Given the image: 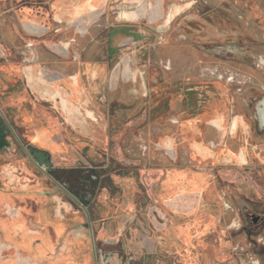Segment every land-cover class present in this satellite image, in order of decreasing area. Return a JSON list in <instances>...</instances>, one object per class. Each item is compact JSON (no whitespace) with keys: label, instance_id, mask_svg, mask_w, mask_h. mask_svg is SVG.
<instances>
[{"label":"rangeland","instance_id":"rangeland-1","mask_svg":"<svg viewBox=\"0 0 264 264\" xmlns=\"http://www.w3.org/2000/svg\"><path fill=\"white\" fill-rule=\"evenodd\" d=\"M147 1L0 0V65L20 70L31 63L33 49H37L41 52L40 65L52 70L65 69L66 75H70V64L74 62L72 56L58 50L53 55V51L47 48L69 43L72 55L83 53L82 62L98 60L97 55L103 52L102 40L104 42L108 38L103 32L105 27L117 25V20L138 19L137 23H131L140 34L135 41H130L131 36L123 33L112 36L115 43L122 46L109 66L105 82L110 86L114 84L112 80L124 78L123 105L116 108L117 97L108 95L105 112L99 106L103 113L97 116L110 126L107 132L104 129L100 146L91 145L87 155L106 154V168L111 172L125 168L136 169L142 176L148 173L151 177L148 181H152L151 194L164 202L170 195L162 189L169 182L171 173L185 172L190 176H199L203 186L198 188L199 191L189 189L185 192L184 203L190 209V215L199 219L209 216L215 219L209 236L217 239L219 253L205 264H252L258 259L264 264V225L257 232L248 230L253 223L250 218L260 212V205L252 206L235 182L236 178L244 181L245 171H248L249 175L258 176V182L264 188V152L259 149L254 155L258 158L255 161L249 157L221 162H214L208 157L196 158L192 154L195 148L191 144V136L186 137L187 132L180 129L177 120L171 123V120L152 119L148 98L143 96L148 94L149 78L153 79L151 85L160 81L182 80L205 92L214 91L219 84L224 87L230 117H238L245 125L246 116L250 115L247 108L249 98L256 92L264 93V0ZM145 2L154 8L155 15L147 16L141 11L140 15L131 17L132 12L144 10ZM104 5H107L106 8H103ZM109 13L111 19L106 21V14ZM75 15L79 18H72ZM54 19L60 23L54 22ZM31 23H36L45 31H29L27 24ZM31 43L34 47L27 46ZM169 62L172 69L167 71L164 65ZM16 85L12 83L11 89ZM15 90L12 91L16 93ZM40 108L43 109L42 106ZM77 114L80 115L79 112ZM7 115H10L9 112ZM0 117L4 120L1 113ZM113 122L124 123V129L115 133ZM31 133L20 128L9 130V146L0 149V192L13 198L11 207L4 204V210L0 212V264H79L89 257L88 264H96L90 230L87 231L84 225H76L80 215L76 207L40 169L29 168V177H25L28 158L18 137L25 143L32 142L36 148L55 154L58 166H82L87 162L83 151L65 139V149L71 153L55 152L50 146L34 142ZM76 133L75 139L88 137L81 131ZM228 138L225 135L218 147L237 152L238 138L232 141ZM214 139L212 136L206 140L201 137L207 143L214 142ZM167 141L172 142L173 158L162 147ZM61 154L67 156L61 157ZM79 158L84 161L80 162ZM87 164L90 165L89 162ZM23 181L27 185H22ZM24 190L29 191L27 198L21 195ZM36 190L51 201L50 205L56 207L59 215L63 214L59 217L65 223V229L57 232L53 224L45 226L36 218L43 206L41 202L36 204ZM182 193L175 192L171 196L177 198ZM2 198L4 196L0 195ZM21 211L27 213L23 216L27 222L23 228L1 224L2 218H17ZM146 212V206L140 210L143 219L147 217ZM21 230L28 234L27 240L32 242L30 252L24 253L19 246L24 238ZM8 232L13 233L12 238L5 235ZM43 233H47L50 243L46 238L42 241ZM72 237L83 243L78 255L80 259L76 263L72 259L76 246L71 247L67 243ZM10 250L14 251L12 255Z\"/></svg>","mask_w":264,"mask_h":264},{"label":"flooded vegetation","instance_id":"flooded-vegetation-1","mask_svg":"<svg viewBox=\"0 0 264 264\" xmlns=\"http://www.w3.org/2000/svg\"><path fill=\"white\" fill-rule=\"evenodd\" d=\"M149 1L151 0L147 2ZM106 6L104 5L103 8ZM143 7L144 10H136L130 16L136 17L140 15L141 11L147 16L155 15L154 8H151L148 3L145 2ZM161 7H163L162 3ZM106 15H108L106 21H110L111 14ZM72 18H79V16L75 15ZM53 21L60 23L57 19ZM137 22L136 18L117 20V25L111 24L103 30L107 33L105 35H108L104 42L102 40L103 52L97 55L98 60L85 61L91 64L92 73L98 71L95 76L90 75L87 78L88 87L93 90L92 100L87 104H84L85 100L79 93L83 85V78L79 74L82 72L81 65L78 67L77 76L72 75L69 78L72 92H69L67 98L62 97L69 102V106L55 93L47 98H41L25 89L24 83H27L28 66L41 64L39 63L41 52L39 53L37 49H33L31 63L26 64L20 70L0 65V113L4 115V120L0 117V149L9 146L8 131H15L18 128L29 130L32 132L31 137L34 142L50 146L55 152L61 150L71 153L65 149L67 145L65 139L81 148L87 161L82 166H58L55 164L57 159L54 156L56 155L47 150L44 151L48 153V156L40 157L42 163H39L32 155L33 148H36L33 143H25L18 137L28 158L27 167L24 168L25 177L27 179L29 177V168L40 169L43 175L51 179L67 196L71 205L76 207V210L80 212L76 225H84L87 231L90 230L96 264H205L219 253L217 239L214 240L215 238L209 236L214 229L215 219L212 216L199 219L197 216L190 215V209L184 203L186 202L185 192L189 189L199 191L198 188L203 186L199 176H190L185 172L171 173L169 182L162 189L170 195L169 199L164 202L151 194L152 181H148L150 177L148 173L145 172L142 176L136 169L125 168L111 172L106 168L105 163L108 159L106 154L95 157L87 155V152L91 150V145L98 144L100 146V142H103V131L105 129L107 132L108 126H110L107 121L103 122L97 116L103 113L102 110L105 112V108L108 106V95L117 97L116 108H121L123 105L121 100L125 93L124 78L112 80L114 84L110 86L107 81L105 82L109 66L122 46V44L115 43L112 36L123 33L131 36L130 41H135L140 34H137L131 23ZM27 25L31 32L45 31L36 23ZM122 29L124 30L122 31ZM78 33L80 34V32ZM27 46L34 47V44L31 43ZM47 49L53 51V55H56L55 50L67 53L72 56L74 62L83 63L81 59L83 53H73L72 55L69 43L52 45ZM47 49L44 48L48 52ZM42 53L46 56L45 52L42 51ZM164 68L167 71L171 70V63L164 65ZM149 80L148 94H143V96L148 98L150 117L154 120H171V123L174 122L173 120H177L176 123L180 129L187 132L186 137L191 136V144L195 148L192 154L196 158L208 157L214 162H221L225 159L246 160L249 157L251 161H255L258 159L254 156L255 153L259 149L264 152L263 92H256L249 98L247 108L250 115L246 116L245 125H242L238 117H230L228 101L224 96V87L219 84L215 86L214 91L205 92L196 90L197 88L189 86L182 80L160 81L154 85H151L153 79L149 78ZM12 83L17 84L13 89H11ZM12 90H15L16 93ZM72 103L75 107L70 106ZM79 103L83 105L80 106ZM41 106L43 109L40 108ZM99 106L102 110L99 109ZM8 112L10 115H7ZM113 124L112 129L115 133L124 129L122 122H113ZM92 125L97 128H92ZM77 131H81L88 137L81 136L79 139H75ZM225 135L229 136L228 139L231 141L238 138L239 150L237 152L218 147ZM208 136L215 137L214 142L207 143V141L201 140V137L206 140ZM165 145L162 146L163 149H167L169 157L173 158L175 153L172 142L167 141ZM66 156V154H61V157ZM70 157L73 156L70 155ZM79 160L80 162L84 161L80 158ZM88 162L90 165L87 164ZM245 173L247 175L244 181L236 178L235 182L239 184L241 194L247 195L252 206L260 205V212L250 218L253 223L248 228L249 232H257L264 225V188L258 182V176L253 177L248 174V171ZM24 184L27 185L23 181L22 185ZM144 185H148L149 188ZM28 192L24 190L21 194L22 197L27 198V195H30ZM175 192L184 193L174 198L171 195ZM34 193L38 198L36 204L43 203L36 218L45 226L53 224L57 232L65 229V223L59 217L63 214L59 215L56 207H52L51 201L39 191L36 190ZM0 195L4 196L0 199L1 212L4 210V204L11 207L13 198L12 195L1 192ZM34 201L35 199H33ZM145 206L147 207V217L143 219L140 210ZM246 211L248 212L249 208ZM26 214V211H21L17 218H2L1 224L5 227L18 225L23 228L27 225L23 217ZM56 215L58 216L56 217ZM21 232L24 233V238L22 236L23 240L19 246L24 253L30 252L28 250L33 247L32 242L27 240L28 234L24 230ZM82 232L86 234L85 231ZM5 235L12 238L13 233L8 232ZM42 238V241L45 238L48 240L47 233H43ZM80 241L75 237L69 238L67 241L71 247L76 246L72 253L74 263L80 259L78 255L81 251L80 245L83 244L82 242L80 244ZM28 244L30 245L28 246ZM225 245L228 244L225 243ZM13 252L10 250L9 253L12 255ZM89 259L91 258H86L85 261L81 260L79 264H88ZM252 264L262 263L258 259Z\"/></svg>","mask_w":264,"mask_h":264},{"label":"crops","instance_id":"crops-1","mask_svg":"<svg viewBox=\"0 0 264 264\" xmlns=\"http://www.w3.org/2000/svg\"><path fill=\"white\" fill-rule=\"evenodd\" d=\"M80 65L82 66V72H79V74L83 78V85L79 90V93L82 94V99L85 100L84 104H87L88 102H91L93 96V90L88 87L89 81L87 82V78H89L90 75L95 76L96 74H98V71H94V73H92L90 63H79L76 61L70 64L71 76H77L78 67H80ZM64 70H52L47 66L43 67L40 64H31L28 66V71L26 73L27 83H24L25 89L36 96H40L41 98H47L53 93H55L57 96L63 99V102H66V104L69 106V102L62 97L67 98L69 96V92H72L71 85L69 82V78L71 76L66 75ZM79 104L80 106L83 105L82 103ZM70 106L75 107L73 103ZM91 127L97 128V126L95 125H92Z\"/></svg>","mask_w":264,"mask_h":264},{"label":"water","instance_id":"water-1","mask_svg":"<svg viewBox=\"0 0 264 264\" xmlns=\"http://www.w3.org/2000/svg\"><path fill=\"white\" fill-rule=\"evenodd\" d=\"M41 148H33L32 155L39 162L42 163V159L40 157L48 156V153Z\"/></svg>","mask_w":264,"mask_h":264}]
</instances>
